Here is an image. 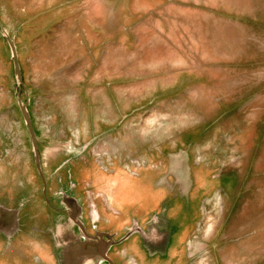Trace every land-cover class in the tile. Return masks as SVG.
<instances>
[{
	"label": "rangeland",
	"instance_id": "obj_1",
	"mask_svg": "<svg viewBox=\"0 0 264 264\" xmlns=\"http://www.w3.org/2000/svg\"><path fill=\"white\" fill-rule=\"evenodd\" d=\"M18 94L50 185L72 152L125 187L165 174L198 225L167 264H264V0H0V173L34 184Z\"/></svg>",
	"mask_w": 264,
	"mask_h": 264
},
{
	"label": "flooded vegetation",
	"instance_id": "obj_2",
	"mask_svg": "<svg viewBox=\"0 0 264 264\" xmlns=\"http://www.w3.org/2000/svg\"><path fill=\"white\" fill-rule=\"evenodd\" d=\"M30 142L36 182L29 184L27 173L13 174L10 167L0 173V264H167L197 223L189 214L191 200L171 198L165 174L157 183L147 176L135 188L125 187L117 179H95L91 166L75 164L72 152L57 164L50 185L37 136L36 155ZM129 191L134 198L125 210Z\"/></svg>",
	"mask_w": 264,
	"mask_h": 264
},
{
	"label": "water",
	"instance_id": "obj_3",
	"mask_svg": "<svg viewBox=\"0 0 264 264\" xmlns=\"http://www.w3.org/2000/svg\"><path fill=\"white\" fill-rule=\"evenodd\" d=\"M2 32H4V30H2ZM4 35H5V38H6L7 42H8V44H9V47H10L11 60H12V64H13L14 74L16 76L17 82L21 85L22 84V79H21V73H20V68H19V63H18V59H17V54H16L14 42L7 34H5V32H4ZM18 104H19V108H20L22 117L24 119V122H25V124H26V126L28 128V132H29V135H30V138H31V141H32V145H33V148H34L35 155H36L37 154L36 136L34 134V131H33L32 125H31L29 114H28V112L26 110V102L22 103L20 101V99H18Z\"/></svg>",
	"mask_w": 264,
	"mask_h": 264
}]
</instances>
